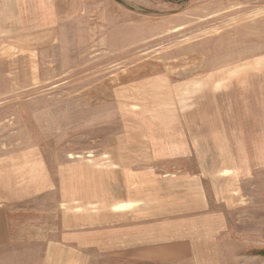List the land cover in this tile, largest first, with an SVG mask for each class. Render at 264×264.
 Masks as SVG:
<instances>
[{
  "label": "rangeland",
  "instance_id": "1",
  "mask_svg": "<svg viewBox=\"0 0 264 264\" xmlns=\"http://www.w3.org/2000/svg\"><path fill=\"white\" fill-rule=\"evenodd\" d=\"M4 186L94 231L202 207L219 264H264V0H0Z\"/></svg>",
  "mask_w": 264,
  "mask_h": 264
},
{
  "label": "crops",
  "instance_id": "2",
  "mask_svg": "<svg viewBox=\"0 0 264 264\" xmlns=\"http://www.w3.org/2000/svg\"><path fill=\"white\" fill-rule=\"evenodd\" d=\"M22 200L0 193V264H90L94 254L117 264H219L206 249L203 218L196 217L202 207L162 217L140 202H122L104 211L105 223L94 231L83 223H58L52 213L15 211ZM209 217L210 231L218 232L222 216Z\"/></svg>",
  "mask_w": 264,
  "mask_h": 264
}]
</instances>
